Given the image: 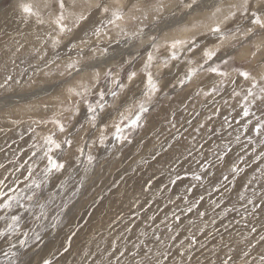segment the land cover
I'll return each instance as SVG.
<instances>
[{"label": "snow or ice", "instance_id": "1", "mask_svg": "<svg viewBox=\"0 0 264 264\" xmlns=\"http://www.w3.org/2000/svg\"><path fill=\"white\" fill-rule=\"evenodd\" d=\"M17 7L23 22L47 27L43 37L36 36L44 50L33 51L39 53L38 59L43 64L33 71L63 79L53 96L54 113L28 121L31 132L40 126H52L40 143L32 141L29 163L14 165L11 171L0 164L4 173L0 175V223L3 224L0 242L8 245L3 252L8 264H29L23 259L26 253L42 247L41 230L28 225L48 218L46 209L52 203V194L44 197V186L50 183L53 173L65 170L66 154L75 156L74 163L84 175L74 185L72 197L61 203L49 226L52 230L67 227L65 240L42 264H53L61 251L66 256L72 254L73 239L81 229L83 218L67 225L65 214L70 211L72 200L84 194L86 182L95 175L98 161L88 149L97 144L105 147L110 139L131 144L128 133L146 125V114L154 106L162 105L177 88L187 90L192 85L195 96L212 97L214 103L220 97L228 111L219 127L230 129L229 135L236 132L235 140H227L224 131L198 122L192 129V140L185 143L187 137L174 133L166 143L154 147L142 162H158L167 154L169 186L182 179L188 181L181 199L187 203L185 211L189 213L204 201V196L200 193L198 200L193 197L189 201L187 193L200 188L228 193L243 179L245 193L252 188L251 196H240L250 206L245 211L254 218L264 215V0H19ZM13 46L16 52L23 47L19 41ZM129 47L134 51H126ZM5 48L12 52V46ZM14 55L13 52L8 62L0 64L3 73L0 89L8 90L13 82H20L14 81L13 73L19 67L12 58ZM242 57L249 65L257 57L260 60L249 68L237 63ZM9 62L13 67H8ZM52 65L55 69L49 70ZM43 109L47 112L49 105H43ZM133 109L134 114L128 115ZM219 116L216 109L207 122ZM174 117L173 112L168 121L170 129L177 125ZM23 122L8 120L17 127ZM196 135L202 142L196 140ZM234 143L238 147L234 148ZM194 151L199 152L195 161L197 170L191 173L184 170L182 176L176 171L177 166L185 161L190 163ZM41 164L44 165L40 169L42 176L36 179ZM65 183H61V188ZM145 187L150 188L151 183L147 182ZM219 207L218 202H213V211ZM37 208L39 214L35 212ZM231 211L226 209L222 218ZM206 214L207 210L198 212L197 216ZM173 216L180 220L176 213ZM190 226L195 227V221L190 220ZM44 227L40 225L41 229ZM197 230L203 234L202 228ZM131 231L130 226L125 228V232ZM250 231L255 233L257 229L253 226ZM178 235L173 234L169 239L176 240ZM153 238L162 242L160 236ZM260 241L264 242V236ZM197 243L196 234L192 233L184 245L185 251ZM164 247L169 250H154L143 242L134 243L131 248L126 243L123 248L112 243L106 254H101L99 264H165L171 253L169 245ZM177 254L182 258L179 264H183L184 252ZM243 255L248 257L251 253L245 251ZM89 257L91 251L84 253L82 264H96V259L89 261ZM186 259L190 261L191 255ZM222 264H235V261L227 255ZM243 264L251 262L245 259ZM256 264H264V253Z\"/></svg>", "mask_w": 264, "mask_h": 264}, {"label": "rangeland", "instance_id": "2", "mask_svg": "<svg viewBox=\"0 0 264 264\" xmlns=\"http://www.w3.org/2000/svg\"><path fill=\"white\" fill-rule=\"evenodd\" d=\"M16 1L19 2V0H0V27L7 19L4 10L14 8L21 17ZM35 27L41 28L38 32L43 37L47 27ZM36 42L33 49L41 48L43 51L41 40L36 38ZM33 49L14 52L15 55L12 58L19 66L13 73L14 81L19 80L20 82H13L8 90L0 89V108L8 106L5 110L0 111V129H4V131H0V164H4L9 171L13 169L14 165L29 163L28 156L33 150L31 148L32 141L40 143L41 137L52 128L51 125L40 126L36 128L35 132H31L28 130V121L30 118L50 117L54 113L53 98H48L52 94H56L57 86L63 79L58 75L46 76L43 72H34L33 68L42 65L43 61L38 59L39 53H35ZM126 51H134V49L129 47ZM247 51V49L244 50V53L246 54ZM12 53L9 56L7 54L0 55V64L8 62ZM49 55H51V51ZM61 56L62 58L64 56L62 49ZM259 60L260 57H257V60L249 65L242 57L238 58L237 63L251 68ZM61 63H63V59ZM8 67H13L10 62ZM52 69H55V65H52L49 70ZM0 82H3V73H0ZM207 84L208 81L205 80V90H207ZM167 90L171 93V89ZM194 90L195 85L190 86L187 90L177 88L167 100L163 101L162 105L154 106L146 114V125L128 133L132 137L131 144H120L110 139L105 147L97 144L88 149L98 161L95 175H92L86 182L87 190L84 194L72 200L69 206L70 211L65 214V224L72 225L81 217L83 223L78 235L73 239L72 254L66 256L61 251L56 255L53 264H82L83 254L88 251H91L89 261L95 258L96 264H99L101 254H106L110 244L115 243L119 248H123L126 243L127 247L131 248L134 243L140 242L159 251H168L169 249H165L164 245H169L171 254L167 257L165 264H179L182 258L177 253L180 251L185 254L183 264H222L227 255L233 257L235 264H243L245 259H248L251 264H256L259 255L264 253V242L260 241V237L264 236V227H262L264 215L254 218L245 211V207L250 206L246 205L240 196H251L252 188L250 187L245 193L243 179L239 180L228 193H217L214 188H209L208 191L200 188L192 193H187L189 201L193 197L198 200L200 193H203L204 196V201L189 213L185 211L187 203L181 199L185 195L188 181L182 179L175 185L169 186L167 154L159 158L158 162L151 160L142 162L148 159L154 147L166 143L174 133L187 137L185 143L192 140V129L198 126V122L205 123L207 127H215L217 131H224L227 140H235L236 132L229 135L230 129L225 131L219 127L223 115L228 111L223 106L220 97L217 96L214 103L212 97L206 99L203 96H195ZM189 93L193 94L189 95ZM153 103L155 104V102ZM234 103V101H230V104L234 105ZM45 104L49 105L47 112L43 109ZM216 109H219L220 116L214 117L212 122H207V117L212 115ZM134 111L135 109L128 115L134 114ZM173 112L177 125L170 129L168 121L172 118ZM9 119L25 122L20 123L17 127L8 123ZM188 120L191 121V124L186 125L185 122ZM112 131L110 127V136ZM21 134L23 135L21 136ZM195 138L200 141L199 135H196ZM241 139L243 140V136ZM196 147L198 148V144ZM205 147L207 148V145ZM233 147H238V145L234 143ZM204 155L209 156V153L205 152ZM65 159V170L62 173H53L50 183L44 186L43 196L47 197L52 194V203L46 209L48 218L30 222L28 225V227L41 230L43 236L42 247L36 251L30 249L23 257L29 264H42L43 259L50 258L57 252V249L61 248L68 232L67 227L57 230H52L49 227L59 211L61 203L72 197L74 185L84 175L82 170L77 169L74 155L66 154ZM197 159H199V152L194 151L192 161L181 163L177 166L176 171H179L182 176L184 170H187L188 173L196 171L195 161ZM43 167L44 165L41 164L37 169L36 179L41 178L40 169ZM252 167L254 168L256 165L253 164ZM248 172L251 173V168ZM2 174H4L3 170L0 169V175ZM65 181L67 183L61 188V183ZM147 182L151 183L150 188L145 187ZM213 202H218L220 205L214 211L212 209ZM226 209H232V211L222 218ZM205 210H207L206 215L197 216L198 212ZM35 212L39 214V209H35ZM173 213L180 216L179 221L175 219ZM28 215L32 216L31 213ZM242 217H247V219ZM213 219L215 223L212 222ZM190 220L195 221V227L190 226ZM40 225L45 227L41 229ZM129 226L132 231L125 232V228ZM253 226L257 229L255 233L250 231ZM200 228L203 229V234L197 230ZM0 230H3L2 223H0ZM141 233H145V235L142 236ZM176 233H179L177 239L170 240L169 237ZM192 233L196 234L198 243L189 251H185L184 245L188 244V238ZM154 235L160 236L162 242L158 243L153 238ZM7 248L6 243L0 242V264H8V257L3 254ZM245 251L250 252L251 255L244 257ZM189 255H191L190 261L186 259Z\"/></svg>", "mask_w": 264, "mask_h": 264}, {"label": "bare ground", "instance_id": "3", "mask_svg": "<svg viewBox=\"0 0 264 264\" xmlns=\"http://www.w3.org/2000/svg\"><path fill=\"white\" fill-rule=\"evenodd\" d=\"M16 3L18 4L17 1ZM4 11L5 15L7 14V19L5 18L6 20L4 21L3 25L1 23L2 26L0 27V55L7 54V56H9L10 53L15 52V46H13L15 41H19V43L23 45L20 50L33 49L37 44L36 36L40 35L38 31L41 28H36V25L32 23L23 22L22 18L14 8ZM6 45L12 46V52L6 50ZM54 95L55 94H52V96H50L48 99H52Z\"/></svg>", "mask_w": 264, "mask_h": 264}]
</instances>
